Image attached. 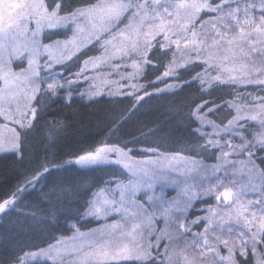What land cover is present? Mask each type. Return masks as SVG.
Here are the masks:
<instances>
[{
    "label": "snow or ice",
    "instance_id": "1",
    "mask_svg": "<svg viewBox=\"0 0 264 264\" xmlns=\"http://www.w3.org/2000/svg\"><path fill=\"white\" fill-rule=\"evenodd\" d=\"M52 35L64 39L46 43ZM219 86L229 96L214 99ZM192 89L198 101L183 96ZM168 92L166 122L75 157L112 178L53 180L21 211L28 186L53 175L49 149L67 117L51 110L113 105L106 131L117 136L135 113L117 112L126 101L115 97L131 96L136 108ZM173 124L188 137L181 149L164 146ZM0 130V159L20 177L0 196V221L15 217L51 237L44 247L17 232L0 264H264V0H0ZM207 153L210 170L195 159ZM202 169L205 180L175 197L165 191Z\"/></svg>",
    "mask_w": 264,
    "mask_h": 264
},
{
    "label": "trees",
    "instance_id": "2",
    "mask_svg": "<svg viewBox=\"0 0 264 264\" xmlns=\"http://www.w3.org/2000/svg\"><path fill=\"white\" fill-rule=\"evenodd\" d=\"M197 88H199L198 84ZM224 88L226 87L219 86L217 89ZM214 92L213 98L219 100L221 96L215 97L216 95ZM229 94L223 97H227ZM170 95L171 92L163 95L159 94L155 96L154 99H151V101H149V99H146V102L142 101L140 104L143 106H137L136 108L132 107L133 101L130 97H115V99H124L126 101L124 105L115 106L117 112H119L121 108H127L128 113H126V115L132 112L135 113L131 116L123 133L117 136H110V133L106 131L105 113L109 111L113 105H93L92 107H85L78 103L71 110L61 109L60 107L51 110L56 113L55 118L57 120H62V117H67V119L62 120L63 125L66 126V131L60 134L55 147L49 149L48 160L50 167L53 169V175L49 176L47 181L42 179L41 183L36 185L35 191H33L32 188L29 189V193L31 194L25 193L27 195L25 198L28 200V208L23 211V213H30L32 205L36 203L38 199H43L41 189L44 188L45 184H48L50 187L53 180H65L78 184H84L85 182L94 184L105 180L106 178H104L105 175L102 171L66 169L65 165L78 155L84 154L88 150H93L101 141L110 138L112 141L119 140L122 144L126 141H131L133 135L139 136L140 129L147 131V126H154L158 121L166 122L168 120L169 103L163 102V105H154V102H156V98L160 100L162 96L168 98ZM232 95L235 96V93H232ZM183 96L189 100H199L196 89L186 90ZM105 98L107 99V97ZM44 120L50 123L53 120V116H45ZM173 127L176 129L175 134L172 140L165 143L164 146L181 149L187 141L183 138L187 135L182 128H178L175 124H173ZM121 136H123V139H121ZM137 146L142 147V145ZM19 179L18 171L13 167L11 161L8 159H0V196L6 194ZM44 190L47 191L48 189L44 188ZM0 226H2L0 227V231L4 233V239L0 241V250H3V246L10 243L17 232L25 234L23 238L29 240L31 243L42 244L43 246H46V241L51 239L48 233L39 226L17 221L15 217H13L12 221H8L7 219L0 221ZM69 230L70 229H67V234ZM55 235L57 238L58 236L60 237V233H55ZM52 242H54V240Z\"/></svg>",
    "mask_w": 264,
    "mask_h": 264
},
{
    "label": "rangeland",
    "instance_id": "3",
    "mask_svg": "<svg viewBox=\"0 0 264 264\" xmlns=\"http://www.w3.org/2000/svg\"><path fill=\"white\" fill-rule=\"evenodd\" d=\"M46 31H49V30H46ZM60 31H63V30L61 29ZM63 39H64V37H63L62 35H52V36H51V39H50V40H45V42H46V43H51L52 41H55V40H63ZM54 54H55V55H59L60 53H59V51L54 50ZM129 70H130V69H129ZM114 79H116V78H114ZM140 82L143 83V80H141ZM96 83H97V85H98L99 87H105V85L102 83V80H100V79H97V80H96ZM121 83H126V82L122 81ZM169 83H176L175 78H171V79H169ZM198 85H199V84H198ZM85 87H87V85H85ZM163 87H164V85H161V88H163ZM125 90H127V89H125ZM214 93H215V95H216L215 97H217V96H218V97H220V96L223 97L224 95L230 93V89H228V88L217 89ZM157 95H159V94H155V96H157ZM128 97H130V98L132 99V101H133L132 107H133V105H136V101H135L131 96H128ZM146 99H148V98L145 97V100H146ZM238 99H239V98L237 97V100H238ZM164 100H166V101H164ZM171 100H172V95H170L168 98L162 96V98H161L160 100H158V99L156 98V102H154V103H155L154 105H157V104H161V105H163V102L170 103ZM149 101H151V100H149ZM141 102H142V101H141ZM141 102H140V103H141ZM152 104H153V103H152ZM138 107H139V106H138ZM222 115H223V114H221V116H220V117H217V118H218V119H219V118H222ZM0 131H2V130H0ZM184 137H185V136H184ZM0 138H2V136H0ZM180 138H182V137H180ZM183 139L187 140L188 137L186 136V137L183 138ZM136 147H137V149L140 148L139 146H136ZM93 150H94V149H93ZM81 155H82V154H81ZM150 155H151V154H147V153H146V154H145L144 156H142V157H137V159H138V160H143V159L149 158ZM169 155H171V153H169ZM151 158L154 159V157H151ZM195 159H197L198 163L204 165L205 168H206V169H209V170H210V169L213 167V165L216 163L215 158H214L210 153L204 154L203 156L195 157ZM74 160H75V158L72 159V160H70L71 163H69L70 161H68V162L66 163V165H65V168H66V169H82V167H81L80 165H76V164H75ZM68 167H69V168H68ZM88 167H92V166H88ZM96 171L101 172V170H96ZM102 172H103L104 175H105L104 178H106V179H110V178H112L110 172H106V171H102ZM207 177H209V178L211 177V172H210V171L207 173ZM205 179H206V173H205V171H204L203 169L200 170L199 174H197L196 172H190V173L188 174V185H186V186H185V185H182L181 188H176L175 190H172V187L170 186V187H168V188H165V191H171L172 196L175 197V196H177V193H180L184 187H190V186H192L193 184H198L200 181L205 180ZM236 179H237L238 182L243 183V182H245V179H246V178L238 174L237 177H236ZM124 182L127 183V180H125ZM237 186H239V184H238ZM31 188H32L31 185H29V186H28V191H27V193H29V189H31ZM25 193H26V192H25ZM25 193H24V194H21L20 199H19V201H18V202L21 203V211H22V212L25 211V210H27V208H28V205H27L28 200L25 198V197L27 196ZM186 199H187V197H185V196L182 195V194L180 195L179 200H180L181 206H183V202H184ZM212 202L215 203V200L213 199ZM204 207H206V205L199 204L198 207H197L196 209H191V208L186 209L185 212H184V214H185V215H188L189 213H192V212H199L200 209H201V208H204ZM178 214H180V213H175V212L173 213V215H178ZM190 218H191V219H194L195 216L192 215V216H190ZM158 226H159L160 228H164V227H165V223H164V221H163V220H159ZM89 227H98V224H97L95 221H93V223H92L91 225L85 226V227L82 228L81 230H82V231H87ZM68 229H70V230H69V232H68L67 235L70 237V236L72 235V231H73V230L70 228V226H69ZM58 238H60V237L58 236ZM52 243H55V241L52 242ZM44 247H47V245L44 246Z\"/></svg>",
    "mask_w": 264,
    "mask_h": 264
}]
</instances>
